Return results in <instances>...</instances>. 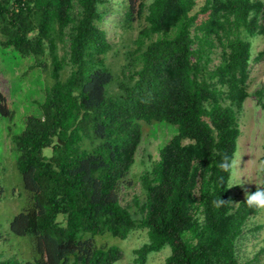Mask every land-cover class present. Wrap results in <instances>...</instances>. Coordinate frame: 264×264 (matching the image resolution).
<instances>
[{
	"label": "trees",
	"instance_id": "obj_1",
	"mask_svg": "<svg viewBox=\"0 0 264 264\" xmlns=\"http://www.w3.org/2000/svg\"><path fill=\"white\" fill-rule=\"evenodd\" d=\"M110 3L0 0V54L30 60L43 91L33 101L37 113L12 135L29 205L10 231L32 249L24 262L0 264H115L121 250L98 246L96 237L125 240L137 230L149 239L135 250L136 264L166 247V264H243L237 244L261 210L245 200L234 205L229 173L218 165L238 149L264 0H205L196 13L197 0ZM114 7L124 29H133L137 15L144 20L121 80L107 61L113 45L102 27ZM263 59L261 52L254 61ZM3 102L0 94L1 123L13 116ZM143 122L178 133L141 177L147 200L137 218L120 189ZM221 199L228 202L215 206Z\"/></svg>",
	"mask_w": 264,
	"mask_h": 264
},
{
	"label": "rangeland",
	"instance_id": "obj_2",
	"mask_svg": "<svg viewBox=\"0 0 264 264\" xmlns=\"http://www.w3.org/2000/svg\"><path fill=\"white\" fill-rule=\"evenodd\" d=\"M115 4L121 0H111ZM148 3L153 0H147ZM205 0H197L196 13ZM116 8L109 9L104 16L103 29L113 45V50L107 55L108 63L116 72L117 79H122L120 68L125 63L126 54L135 48L144 20L135 17L132 30L124 29L121 16ZM253 42V60L250 66L249 93L250 97L244 104V111L240 117L241 136L235 160L238 165L237 175L231 188L234 205L245 200L246 192H251L260 186L264 180V98L256 95L257 91L264 92V59L255 62L254 59L264 52V37L258 36ZM30 60L13 59L0 54V94L3 96L6 108L12 111V119L4 123L0 120V260L6 261L17 258L24 262L30 255L31 245L17 238L10 231V224L14 217L29 205L28 194L24 188L21 174L16 168V156L12 150V135L16 125L21 128L25 118L37 113L33 101H40L43 91L38 82V73H30ZM219 59L214 60V64ZM44 81L47 76L41 77ZM143 140L135 156V164L120 189V199L124 206H128L137 218L141 217L140 207L145 205L147 197L142 186L141 177L159 161L160 150L178 133L176 126L154 122L142 123ZM11 128V130H9ZM19 131V130H18ZM51 156V148L44 151ZM135 199L139 206L135 203ZM147 230L132 232L127 239L112 237L107 234L97 236L98 246L118 247L122 252V259L115 264H136L135 250L148 242ZM238 257L243 264H264V210L253 216L247 223L243 235L237 244ZM171 254L170 247L160 253L149 256L147 264H166Z\"/></svg>",
	"mask_w": 264,
	"mask_h": 264
},
{
	"label": "clouds",
	"instance_id": "obj_3",
	"mask_svg": "<svg viewBox=\"0 0 264 264\" xmlns=\"http://www.w3.org/2000/svg\"><path fill=\"white\" fill-rule=\"evenodd\" d=\"M235 154L232 158H230L227 154H224L222 157V161L219 163L218 167L220 170L229 173L228 179V188L231 189L234 184V179L237 175V163L234 158ZM223 199L219 201H213L215 206L220 207L227 203ZM250 208H255L258 210H264V187H259L256 185V191L254 192H246L245 194V201H244Z\"/></svg>",
	"mask_w": 264,
	"mask_h": 264
}]
</instances>
